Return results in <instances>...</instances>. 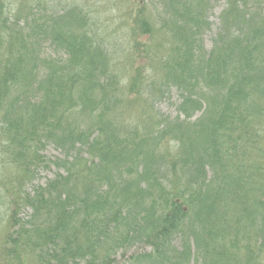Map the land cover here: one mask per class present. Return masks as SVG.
<instances>
[{"label": "trees", "instance_id": "16d2710c", "mask_svg": "<svg viewBox=\"0 0 264 264\" xmlns=\"http://www.w3.org/2000/svg\"><path fill=\"white\" fill-rule=\"evenodd\" d=\"M213 1L120 0L128 72L105 0H0V264H264V0Z\"/></svg>", "mask_w": 264, "mask_h": 264}, {"label": "rangeland", "instance_id": "374dc122", "mask_svg": "<svg viewBox=\"0 0 264 264\" xmlns=\"http://www.w3.org/2000/svg\"><path fill=\"white\" fill-rule=\"evenodd\" d=\"M9 1L11 3H14L16 0H9ZM50 1L51 2L49 4L48 2L45 4L44 8L48 10V7H49V11L50 10L54 11V10L65 7L66 4L71 3L72 0H50ZM222 2L223 0H214L210 4L212 7V12L209 14L208 21L213 25L211 26V29L213 31H215L214 29L215 26L218 25L217 17L219 16L221 12ZM104 4H105V8H103L102 5L99 6L100 12L102 14L104 13L103 15L104 17L102 18L104 22L100 23L99 28H97L95 32L97 35H99V37L108 35V38H110L109 44L113 46V50L115 54V57L112 61V65H114V67H117L121 71L123 69L128 72L130 71L134 72L135 69H137L141 65L140 60H136L135 62L131 64H129L128 62H125L124 57L121 55L122 52H125L124 51L125 48L123 46H120L122 43H125V41H132V38L130 37L128 30H124L126 33V37L124 39L120 37L119 33L115 35L114 30H117L119 28L121 23H123L124 19H127L130 22L131 16H128V12H131L133 14L136 10V6L132 5L126 9L124 8L118 9L120 5V0H105ZM202 37H203L202 39H203L204 49L209 50L211 46L210 41L214 37L213 33H209L207 31ZM137 43L147 45V41H138ZM40 56L41 58H54V57L58 58L59 52L55 48H52L48 44H45L42 47ZM143 92L145 96H147V86L143 89ZM177 103H178V95L175 92V90H172L171 97H169L168 99H166L165 101L161 103H158L155 109L159 113L160 117L174 119L176 117V106H177L176 104ZM197 117L198 115H195L193 119ZM43 156L46 158L47 161L52 162L55 158L59 157V153L54 151L52 147H47L45 151L43 152ZM54 173H55V170L53 166H51L50 164L47 165V169H43L38 172L37 177L34 179L30 187L37 186V185H44L46 180L52 178ZM1 182L3 181L0 180V183ZM25 190H28V187L25 188ZM0 192H2L1 184H0ZM141 252H147V248L142 247V246H136L135 248L133 247L132 249L127 250V252L120 253L118 257H115V260L118 262H121Z\"/></svg>", "mask_w": 264, "mask_h": 264}]
</instances>
